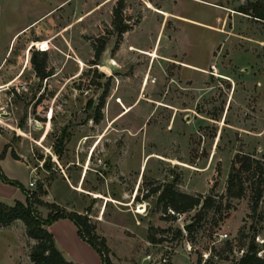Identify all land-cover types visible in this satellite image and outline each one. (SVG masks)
I'll list each match as a JSON object with an SVG mask.
<instances>
[{
    "label": "rangeland",
    "instance_id": "obj_1",
    "mask_svg": "<svg viewBox=\"0 0 264 264\" xmlns=\"http://www.w3.org/2000/svg\"><path fill=\"white\" fill-rule=\"evenodd\" d=\"M246 1L0 0L3 174L28 194L41 187L40 199L86 213L115 264H142L147 253L144 264H161L164 252L176 264H231L252 233L264 257V183L255 209L247 188L224 194L235 153L264 160V21L237 10ZM116 6L128 25L119 37ZM41 48L51 72L44 78L28 60ZM163 182L210 194L218 210L186 232L196 208L163 210L149 192ZM32 206L46 215V206ZM59 227L50 232L68 258ZM213 230L226 237L212 240ZM34 241L19 219L0 227V264H29Z\"/></svg>",
    "mask_w": 264,
    "mask_h": 264
},
{
    "label": "trees",
    "instance_id": "obj_2",
    "mask_svg": "<svg viewBox=\"0 0 264 264\" xmlns=\"http://www.w3.org/2000/svg\"><path fill=\"white\" fill-rule=\"evenodd\" d=\"M237 10L250 14L257 19L264 21V0H247L245 3H239ZM112 24L117 37L121 32L128 28V25L121 17L120 7L112 9ZM39 43L33 41V43ZM102 40L94 47V56L98 57L102 50ZM32 43V44H33ZM35 76L44 78L51 72L46 68V53L43 48L33 49L28 58ZM6 144H3L0 150V158L6 150ZM12 156L17 157L10 149ZM0 180L8 184L16 185L24 192V199L15 200L13 204H6L0 200V227L9 225L12 221L19 219L24 226V233L27 237L35 241L27 251V258L30 264H73L71 260L66 259L58 250L54 243L51 232L45 227L58 217H67L76 226L78 236L94 248L99 256L101 264H113L109 257L108 247L102 236L93 230V225L89 221L86 213L76 210H67L53 201L42 200L38 194L45 193L44 188L32 190L29 194L26 188L15 181L6 177L0 169ZM264 183V160H260L248 153H235L232 157L225 178L224 194L226 197H239L244 189H248L250 196V208L255 209L261 196ZM156 201L163 210L166 207L171 208L174 212H185L196 208L192 215L191 222L186 226V232L193 231L195 223H198L205 211L209 208L218 210L219 201H216L210 194L200 192L189 193L174 187L172 182H163L159 186H152L149 192H156ZM32 204L44 205L47 207L46 215L41 216L35 211ZM229 207V203H225ZM221 217V216H220ZM180 229H175V235H180ZM253 233L249 236L245 248L237 245V249L242 248L237 258L231 260V264H264V257L256 254L258 247L253 240ZM150 241H159L161 238L149 236ZM227 249L231 250L233 244L229 240L224 242ZM218 255L217 251H213ZM227 259L226 257H223ZM130 264H137L131 262ZM161 264H172L170 261Z\"/></svg>",
    "mask_w": 264,
    "mask_h": 264
},
{
    "label": "crops",
    "instance_id": "obj_3",
    "mask_svg": "<svg viewBox=\"0 0 264 264\" xmlns=\"http://www.w3.org/2000/svg\"><path fill=\"white\" fill-rule=\"evenodd\" d=\"M1 65H3V63L1 64L0 62V69H1ZM17 193H19L20 198H15V199L22 200V193L19 192V190H17L16 187H11L7 183L2 182L0 180V200L1 201H4L7 197L13 196L14 194H17ZM102 207H104L103 204H102ZM55 224L60 225V227L58 228L56 232L62 239L61 244L63 248L65 249V251L67 252V254L69 255L68 258L65 257L66 259L68 260L72 259L78 264H101L100 256L98 252L94 248H92L86 241L82 240L78 236L77 231H76V226L71 220H69L67 217H58L52 222H50L49 224H47L45 227L49 231H51L50 230L51 227H53ZM7 226L9 225L2 226V227H7ZM53 239L55 242L56 241L55 236ZM109 255H110V259L112 263L115 264L113 255L111 253ZM174 255L175 254L173 253L170 257V262L172 264H176L174 260Z\"/></svg>",
    "mask_w": 264,
    "mask_h": 264
},
{
    "label": "built area",
    "instance_id": "obj_4",
    "mask_svg": "<svg viewBox=\"0 0 264 264\" xmlns=\"http://www.w3.org/2000/svg\"><path fill=\"white\" fill-rule=\"evenodd\" d=\"M207 71H209V73H211V74H215L214 65L213 64H209ZM27 184H28V187L31 186V185H33V180H28ZM211 236H212V240L213 239L214 240L222 239V238L226 237V232L225 231H220V230H213V231H211ZM191 248H192L191 243H189V241L186 240L184 242V249L189 252V250H191ZM241 251H242V248H239L238 249V253L240 254ZM208 255H209V251L208 250L201 252V259H200L201 260V263L202 262H205V259L207 258ZM212 256L214 258L216 257L215 254L212 255ZM145 257L149 258L150 256L147 253ZM167 257H168V252H164L163 256L161 257V261H163V262L168 261Z\"/></svg>",
    "mask_w": 264,
    "mask_h": 264
},
{
    "label": "water",
    "instance_id": "obj_5",
    "mask_svg": "<svg viewBox=\"0 0 264 264\" xmlns=\"http://www.w3.org/2000/svg\"><path fill=\"white\" fill-rule=\"evenodd\" d=\"M243 2H244V1H243ZM186 226H187V224H184V225L182 226V228H183V229H186ZM147 260H148L147 257H143L142 260H141V263L144 264Z\"/></svg>",
    "mask_w": 264,
    "mask_h": 264
}]
</instances>
